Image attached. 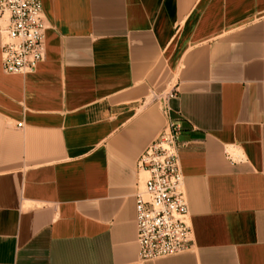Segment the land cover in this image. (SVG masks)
<instances>
[{"label":"crops","instance_id":"0c3cea01","mask_svg":"<svg viewBox=\"0 0 264 264\" xmlns=\"http://www.w3.org/2000/svg\"><path fill=\"white\" fill-rule=\"evenodd\" d=\"M39 1L43 61L0 68V264H264V0ZM160 93L191 241L140 263L135 162L167 123Z\"/></svg>","mask_w":264,"mask_h":264},{"label":"built area","instance_id":"2783aa9c","mask_svg":"<svg viewBox=\"0 0 264 264\" xmlns=\"http://www.w3.org/2000/svg\"><path fill=\"white\" fill-rule=\"evenodd\" d=\"M46 29L39 0H0L1 71L7 75L34 72L45 56ZM173 95L152 94L150 100L168 117L167 101ZM181 130L180 123L168 117L163 130L135 162L136 173H144L142 184L133 193L140 263L179 255L190 246L188 206L178 159Z\"/></svg>","mask_w":264,"mask_h":264},{"label":"rangeland","instance_id":"374dc122","mask_svg":"<svg viewBox=\"0 0 264 264\" xmlns=\"http://www.w3.org/2000/svg\"><path fill=\"white\" fill-rule=\"evenodd\" d=\"M3 40H5V38L3 37Z\"/></svg>","mask_w":264,"mask_h":264}]
</instances>
